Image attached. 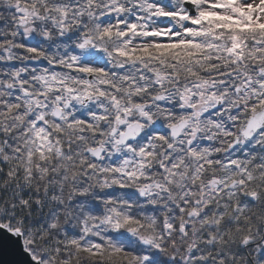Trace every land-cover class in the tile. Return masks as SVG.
<instances>
[{"label": "clouds", "instance_id": "clouds-1", "mask_svg": "<svg viewBox=\"0 0 264 264\" xmlns=\"http://www.w3.org/2000/svg\"><path fill=\"white\" fill-rule=\"evenodd\" d=\"M0 264H264V0H0Z\"/></svg>", "mask_w": 264, "mask_h": 264}, {"label": "water", "instance_id": "water-1", "mask_svg": "<svg viewBox=\"0 0 264 264\" xmlns=\"http://www.w3.org/2000/svg\"><path fill=\"white\" fill-rule=\"evenodd\" d=\"M16 252L17 249H15L10 239H0V255H3L5 258H14Z\"/></svg>", "mask_w": 264, "mask_h": 264}]
</instances>
